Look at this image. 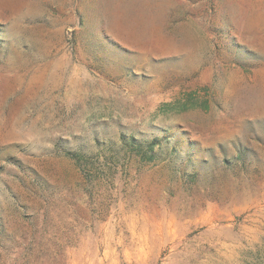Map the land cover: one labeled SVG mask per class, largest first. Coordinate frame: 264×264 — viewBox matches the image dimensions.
<instances>
[{
	"label": "rangeland",
	"instance_id": "rangeland-1",
	"mask_svg": "<svg viewBox=\"0 0 264 264\" xmlns=\"http://www.w3.org/2000/svg\"><path fill=\"white\" fill-rule=\"evenodd\" d=\"M0 264H264V0H0Z\"/></svg>",
	"mask_w": 264,
	"mask_h": 264
}]
</instances>
